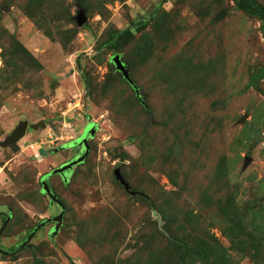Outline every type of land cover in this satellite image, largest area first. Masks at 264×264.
<instances>
[{"label": "rangeland", "instance_id": "374dc122", "mask_svg": "<svg viewBox=\"0 0 264 264\" xmlns=\"http://www.w3.org/2000/svg\"><path fill=\"white\" fill-rule=\"evenodd\" d=\"M263 119L238 0H0V264H264Z\"/></svg>", "mask_w": 264, "mask_h": 264}, {"label": "water", "instance_id": "95a60500", "mask_svg": "<svg viewBox=\"0 0 264 264\" xmlns=\"http://www.w3.org/2000/svg\"><path fill=\"white\" fill-rule=\"evenodd\" d=\"M75 20L77 21V23L79 25H82L85 22V20H86L85 11L82 8H79L78 14L75 17ZM112 60L114 62L115 69L119 73H121V75L130 84H132L134 86L133 81H132V79L130 78V76L128 74L127 66L121 60L120 56L119 55H114ZM134 88L136 89V86H134ZM135 91H136V94L138 95L139 94L138 90L136 89ZM244 118L245 117H242V119L240 121H243ZM42 126H45L44 122H42ZM28 127H29V124H28V122L26 120L19 122V124L17 125L16 129L14 130L13 135L11 137H8L3 144L14 143L17 140H19L26 133V131L28 130ZM84 148H85V150H84V153H82V155H80L77 158L67 162L66 164H64V165H62L60 167L52 169L51 171H49V173L51 175L61 174V173L64 174V172L66 170H70L74 165L82 162L89 154L88 143L86 144V146H84ZM249 160H250V158L247 157V159L245 160V165L248 163ZM120 167H121L120 163L116 164L115 167H114V175H115L116 180H118L125 187V189L128 190L130 193L135 194V192L130 190L129 184L123 178V176L121 174ZM48 174H44L42 176L41 182L45 179L46 175H48ZM45 185L47 187V190L51 192L50 187L46 184V182H45ZM51 199L54 202H56L62 208V211L58 215H56L55 217L52 218V220L56 221V228H58L59 225L61 224V221H62V218H63L64 209H63V205L60 203L58 198L54 194H52V192H51Z\"/></svg>", "mask_w": 264, "mask_h": 264}, {"label": "trees", "instance_id": "16d2710c", "mask_svg": "<svg viewBox=\"0 0 264 264\" xmlns=\"http://www.w3.org/2000/svg\"><path fill=\"white\" fill-rule=\"evenodd\" d=\"M238 7L240 9L247 11L249 14L258 17L262 21H264V6L257 4L254 0H238ZM131 86L133 87L134 91L136 89L139 90L137 87H136V89L134 88L135 85L134 86L131 85ZM137 97H138L139 102L142 105V107H144V109H147L146 104H145L140 92L137 95ZM263 125H264V119H263ZM262 152H264V150H262ZM201 247H202V245H200V249L202 250Z\"/></svg>", "mask_w": 264, "mask_h": 264}, {"label": "crops", "instance_id": "0c3cea01", "mask_svg": "<svg viewBox=\"0 0 264 264\" xmlns=\"http://www.w3.org/2000/svg\"><path fill=\"white\" fill-rule=\"evenodd\" d=\"M90 123H93V121H92V120H88V121L84 122V124H83L82 128L80 129V131H78V134L76 135L77 137L75 138V140L80 139V138L82 137V135H83L84 132H85L86 127H87Z\"/></svg>", "mask_w": 264, "mask_h": 264}, {"label": "flooded vegetation", "instance_id": "af4514ba", "mask_svg": "<svg viewBox=\"0 0 264 264\" xmlns=\"http://www.w3.org/2000/svg\"><path fill=\"white\" fill-rule=\"evenodd\" d=\"M93 136H94V134H93ZM93 136H92L91 138L88 137V141H89L90 139H92ZM74 141H75V140H74ZM87 143H88V142H87ZM76 147H78V151H79V152H78V154H79L78 156L82 155V154H80V153H81V148H82V147H81V146H76ZM78 156H77V157H78ZM48 173H49V172H47V173H45V174H48ZM59 175H60V174H59ZM51 176H52V175H51ZM49 178H50V177H48V179H49ZM48 179H46V184L50 187V190H51V192L53 193V191H52V189H51V186H50V184H49V182H48ZM41 183H42V182H41ZM42 188H43V184H42ZM43 191H44V190H43ZM53 204H54V203H53ZM55 204H57V203L55 202ZM59 208H60V209H59V210H60L59 213H60V212L62 211V208H61L60 206H59ZM59 213H58V214H59Z\"/></svg>", "mask_w": 264, "mask_h": 264}]
</instances>
